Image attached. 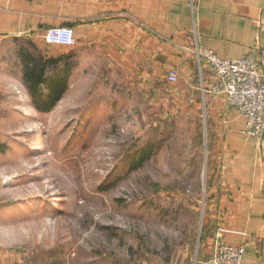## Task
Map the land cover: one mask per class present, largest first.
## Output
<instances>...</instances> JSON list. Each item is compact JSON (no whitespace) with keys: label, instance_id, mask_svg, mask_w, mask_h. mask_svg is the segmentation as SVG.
<instances>
[{"label":"rangeland","instance_id":"obj_1","mask_svg":"<svg viewBox=\"0 0 264 264\" xmlns=\"http://www.w3.org/2000/svg\"><path fill=\"white\" fill-rule=\"evenodd\" d=\"M8 41L1 71L19 76L30 40ZM121 73L81 71L49 111L17 78L23 119L0 92V248L21 264H203L215 253L207 123L185 118L170 89L165 101Z\"/></svg>","mask_w":264,"mask_h":264},{"label":"crops","instance_id":"obj_2","mask_svg":"<svg viewBox=\"0 0 264 264\" xmlns=\"http://www.w3.org/2000/svg\"><path fill=\"white\" fill-rule=\"evenodd\" d=\"M57 25L73 27L74 46L45 42V31ZM21 36L30 40L29 47L23 46L21 74L1 71L6 63L0 62V92L9 89L7 103L16 104L22 119L23 94L11 88L17 78L28 86L24 53L44 62H68V94L80 86L81 71L119 70L122 77L135 78L137 87L162 93L165 101L171 97L165 89H170L182 101L185 118L203 119L218 166L209 193L217 215L209 242L244 245L243 264H264V135L259 141L248 136L244 115L223 95L204 93L214 75L195 54L202 46L221 58L254 54L264 63V0H0V40L6 38L0 50H14L8 39ZM79 63L85 65L75 68ZM59 67L47 68L48 82L60 77ZM170 70L176 82L168 80ZM40 91L48 97L45 86ZM213 254L203 264H213ZM0 264L21 262L0 248Z\"/></svg>","mask_w":264,"mask_h":264},{"label":"built area","instance_id":"obj_3","mask_svg":"<svg viewBox=\"0 0 264 264\" xmlns=\"http://www.w3.org/2000/svg\"><path fill=\"white\" fill-rule=\"evenodd\" d=\"M194 2V0H192ZM47 44L74 46L77 39L73 27L57 25L49 27L44 34ZM198 60L206 63L214 80L203 87L209 97L223 95L228 103L247 119L246 134L259 141L264 135V63H260L254 54L240 59L221 58L215 51L198 46L195 50ZM170 82L177 81L173 70L167 76ZM245 246L217 244L213 264H243Z\"/></svg>","mask_w":264,"mask_h":264},{"label":"trees","instance_id":"obj_4","mask_svg":"<svg viewBox=\"0 0 264 264\" xmlns=\"http://www.w3.org/2000/svg\"><path fill=\"white\" fill-rule=\"evenodd\" d=\"M24 55L27 61V65L25 66V80L33 97L34 104L41 111H49L55 106V104L58 103L67 91V80L64 75L67 73L69 66L71 65L62 60L61 62H58V60L52 61V59H47V61L44 62L42 59L35 60L29 54L24 53ZM57 65H60V77L54 80L51 79L48 82L46 80L47 68L51 66L56 68L58 67ZM41 85L45 86V88L49 91L48 97L42 96L40 91Z\"/></svg>","mask_w":264,"mask_h":264}]
</instances>
